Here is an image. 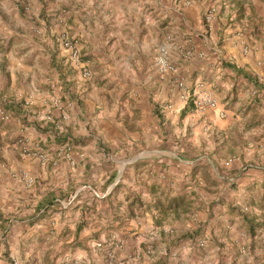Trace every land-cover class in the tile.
<instances>
[{
  "label": "crops",
  "instance_id": "crops-1",
  "mask_svg": "<svg viewBox=\"0 0 264 264\" xmlns=\"http://www.w3.org/2000/svg\"><path fill=\"white\" fill-rule=\"evenodd\" d=\"M26 1L52 16L53 26L52 33H43L45 46L28 53L34 62L22 65L5 54L32 101L27 109L20 99L15 109L20 119L0 130V226L10 218L6 228L1 226L8 231L10 258L23 256L26 243L45 239L53 219L55 234L43 242L45 251H57L67 229L81 243L96 230L76 232L82 209L96 212L97 200L116 197L117 215L109 209L107 215L116 218V235L124 245L115 255L118 262H133V250L139 253L148 241L160 264H218L224 257L229 264H264V110L253 94L264 86V0H3L0 11ZM209 8L213 18L206 22ZM7 29L0 25V39ZM63 31L93 60L89 82L81 81L60 45L51 44ZM162 45L176 67L165 75L153 65ZM198 81L216 98V108L198 111L190 99H180L179 83L193 90ZM54 86L58 89L49 96L48 87ZM263 95L264 90L256 93ZM40 108L52 117L41 129L33 122L45 117L34 115ZM17 135L28 147L45 142L51 154L68 143L70 159L50 154L43 162L20 155L10 144ZM179 200H188L185 223L178 221V208L167 211ZM195 204L200 210L189 216ZM34 218L38 222L31 224ZM195 226L201 228L194 241L185 239L175 249H182L185 262L166 257L161 241ZM200 240H205L202 247ZM215 241L219 247L212 246ZM75 255L96 258L78 249ZM44 257L45 252L39 261ZM0 264L6 263L0 259Z\"/></svg>",
  "mask_w": 264,
  "mask_h": 264
},
{
  "label": "rangeland",
  "instance_id": "rangeland-1",
  "mask_svg": "<svg viewBox=\"0 0 264 264\" xmlns=\"http://www.w3.org/2000/svg\"><path fill=\"white\" fill-rule=\"evenodd\" d=\"M0 1L1 3H3V0H0ZM7 1H10L11 3L12 2L18 3L17 1H20V0H7ZM111 1L112 0H109L108 3L111 4ZM35 3H36V0H35ZM25 4L26 5H10L7 12L0 11V25L2 28H8L6 32L1 33L2 36H6V37H3L2 39H0V65H4L6 67L9 66V70L7 71L3 69L0 70V109L5 110L10 115V118L7 121H3L0 119V130L2 129L1 130L2 132L5 131L4 129H9L11 125H14L13 121L17 123V120L20 119V117H18L15 114L16 113L15 109L17 108L16 105H20V99H22L21 103L23 105L28 104L26 106L27 109L31 108L32 106V101H31V96H30L31 94L27 92V88H25L26 86L24 87V89L20 87V83H24V81L20 78L19 73L14 71V69H10V66H11L10 61H9L10 59L8 58L9 59L8 60L5 54L12 55L14 59L22 61L21 62L22 65L23 64L27 65L29 63H32L34 61L29 60L28 53L31 51H34L36 48H38L41 45H43V47L45 46V44L47 43V40L45 42L43 40L44 38H46L43 35L44 32L52 33L50 32V29H52V26H53L52 25L53 17L44 15L45 13L43 11V8H40V5H31L32 3H30V5H27L28 4L27 1L25 2ZM0 7L3 8L2 5H0ZM262 7L264 8V5H262ZM9 11H10V15H8ZM261 12L263 13L264 9H262ZM9 23L11 24V27L8 26ZM260 31H261V34H263L264 36V21H262L260 24ZM9 33H11V36H9L10 35ZM61 34H67V33L65 31L60 32L59 35L57 36L58 38L57 40L55 36L51 37V44H53V46L54 45L57 46L58 44L60 45L59 37ZM68 36L71 37L70 35ZM72 38L76 39L75 37H72ZM78 43L80 45L79 41ZM54 48H58V46L57 47L54 46ZM59 51L57 50L56 52H59ZM99 59L101 62L105 61V59H102L100 55H98V61ZM111 60H114V59H110V61ZM90 61L92 65L93 60L90 59ZM14 65L16 66V64ZM116 65H119V58L114 60V66ZM99 68H101L100 65H99ZM45 78L46 80H50V78H52V75L48 73L46 74ZM26 82H29V84H31V81L29 80ZM45 88H47V85H45ZM48 89H49L48 94L49 96H51L54 89H58V87L57 86H54V88L48 87ZM36 90L37 91H34L32 89L34 93L40 92L39 89H36ZM259 90H264V88H262V86H256L254 88L255 93L253 92V94L256 97L255 99L258 105L260 106L261 105L260 103L263 104V110H264V101L263 102L258 101V99H264V95L260 97L256 96V93ZM57 99L60 100L59 98ZM42 110L43 109L40 108L39 111H35L34 115L37 116L40 114L41 116L45 115V117L41 119H37L35 121L33 120V122H36L38 125H40L39 127L40 129L43 126H45L43 121L46 120L47 121L46 123H51L50 120L52 119L50 114L42 113ZM29 122H32V121H29ZM29 122H25L24 124H27V123L29 124ZM0 137H1V134H0ZM256 140H259V139H256ZM11 141L12 142L10 144L16 145L20 155L38 158L32 146L30 147L26 146L27 141L25 140L24 136L17 135ZM44 143L45 142H42L41 140H39V142H36L35 145H38V147H41L43 149H47ZM43 162H47V161H43ZM227 177H230V176L227 175ZM227 182L231 183L230 180H227ZM113 192L115 194H118L117 187L113 188ZM187 205H188V200H183V201L179 200V202L175 203L173 206L167 207V211L171 210L173 207L178 208V210L180 211L182 215L181 220H178V221L185 223V220H187L186 215H185L186 212H182V210L183 211L188 210L185 208V206ZM95 206H96L95 208L97 209L96 212L87 210L86 217L84 218V216L83 217L81 216L78 218V221L74 223L75 230L78 224L81 225V230H80L81 234L89 231L90 229L92 230L96 229L94 232L92 231L91 233H87L84 236V239H82L81 243L77 242L76 237H74L76 233L72 234V230L67 229L63 232L64 234H62L66 240L62 241V244L59 247V249L55 251L54 253H53L54 247H51L45 251L43 247V242L44 241L49 242L50 239L55 234L54 224L56 220L53 219L50 221V224L48 226L49 227L48 232L45 234V239L43 238L42 241H32L31 244L30 242L29 244L26 243L23 246V248L27 247V250L24 251L26 254H24L23 252V256H20L22 252H19L18 254L15 255L14 257L15 259H11L10 255H8L9 251L7 249H10V245H8V236H7L8 231L5 228H6V225L10 224L11 221H10V218H5L2 224V225H5V228L1 227L2 225L0 226V250H1L0 259L3 260L6 264H14V261H16V264H98V262H101V264H125L124 261L118 262L115 259L116 253H119L120 250L124 248V245H123L122 239L121 238L118 239L116 235V231L118 230V226L114 225L115 223L114 220L116 218L113 216L108 217L107 215V209L111 210L110 215H114L115 212H113V210L118 211L119 210L118 208L121 206V202H118L116 200V197H114L111 201H106V202H103V200L102 201L97 200L95 202ZM190 206L192 207V205ZM198 210H200V206L195 204L193 206L192 212L187 213V214L189 216L190 215L194 216V214H196V211ZM169 213H171V211H169ZM82 215H85V214H82ZM115 215H117V212L115 213ZM168 218H170V216H168ZM5 220H7V222ZM11 220H15V218L12 217ZM32 220L33 221L31 224H35L38 222L37 218H34ZM121 220H124V218ZM108 228H110L111 231H109ZM200 228H201L200 226H195L191 230L189 229V230H186L185 232H182V234H180L181 232H179L177 234L178 236L173 231L174 232L173 237H170V235H168L167 236L168 240L161 241L162 245H160L159 247L161 246L164 247L165 252H166V257L167 256L173 257L172 261H176L178 263L180 260L182 261L183 259V262H185L184 259L186 258L184 256H183L184 258L182 257L183 255L182 249H178L176 250V252H175V249L176 247L179 246V243L183 242L185 239H191L190 241L186 240V242L189 241V243H192L194 241V238L198 236L197 232L199 231ZM171 230L168 229L167 232L169 233L171 232ZM146 239L148 240V238ZM143 243H144V246L141 245L140 247L141 250L139 253H137L136 249L133 250L134 253L131 255V257H135V260L133 262L128 261V264H149L151 261L156 259L155 258L156 253L153 252L154 244L152 246L151 242H148V241L142 242V244ZM218 244L219 242L215 241L212 246L219 247ZM35 248L38 249L39 253H37V250H34ZM77 249L82 252H86V253H89V251L96 253V256H95L96 258L94 260L92 259L87 260L83 258V256L75 255ZM101 250H105V251H101ZM191 251L192 250L190 249V252ZM44 252L47 254L48 259L44 257L43 260H41L40 262L39 257ZM190 252H188L187 255L191 254ZM104 255L105 257H103ZM194 255H198V252L195 251ZM26 256L28 259L27 261L25 260ZM50 256L52 257V260ZM224 258H222V260L218 259V264H229L230 258L228 257H224ZM131 259L132 258H130V260ZM21 260H23V262H21Z\"/></svg>",
  "mask_w": 264,
  "mask_h": 264
},
{
  "label": "built area",
  "instance_id": "built-area-1",
  "mask_svg": "<svg viewBox=\"0 0 264 264\" xmlns=\"http://www.w3.org/2000/svg\"><path fill=\"white\" fill-rule=\"evenodd\" d=\"M213 18V10L210 8L206 10L204 14V21L210 22ZM59 43L62 50L65 53L66 61L68 64L79 74L81 80L87 82L92 79L91 61L89 58L83 56L80 45L76 39L69 37L67 34H61L59 37ZM155 70L160 75L175 72L176 67L169 59L167 47L159 46L153 60ZM179 87L183 88L180 94V99L183 101L191 100L194 108L198 111H204L207 108H216V98L204 88V83L201 81L195 82L193 90L185 88L182 83H179ZM222 111H219L221 114ZM10 115L3 109H0V119L3 121L9 120ZM21 142V141H19ZM35 146V147H34ZM32 148L35 150V154L41 161H48L50 158V152L47 149L34 145ZM71 147L68 143H65L55 149L51 154L53 159H70ZM232 159H229L228 164ZM198 245L200 247L205 245V240H200ZM16 264V261H14Z\"/></svg>",
  "mask_w": 264,
  "mask_h": 264
},
{
  "label": "trees",
  "instance_id": "trees-1",
  "mask_svg": "<svg viewBox=\"0 0 264 264\" xmlns=\"http://www.w3.org/2000/svg\"><path fill=\"white\" fill-rule=\"evenodd\" d=\"M227 66L232 67V65H230V64H228V63H227ZM262 88H264V86H262ZM16 110H18V109H16ZM16 113H17V112H16ZM178 202H179V201H178ZM178 202H175V203H178ZM131 205H132V203H129V204H128V208H129V209H132V208H131ZM139 205H140V204H139ZM89 208H90V207H88V208H86V209H82V212H83L82 214H84V212H87V210H89ZM128 213H129V215H128L129 217H131V216L133 215L131 211H129ZM83 216H84V218H85V217H86V214H85V215H82V217H83ZM80 229H81V225L78 224L76 230L79 231ZM252 230H253V229H250V232H251ZM149 264H160V262L157 261V260H156V261L153 260V261H151Z\"/></svg>",
  "mask_w": 264,
  "mask_h": 264
}]
</instances>
